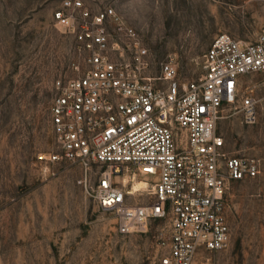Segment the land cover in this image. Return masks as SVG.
Here are the masks:
<instances>
[{
    "label": "built area",
    "instance_id": "built-area-1",
    "mask_svg": "<svg viewBox=\"0 0 264 264\" xmlns=\"http://www.w3.org/2000/svg\"><path fill=\"white\" fill-rule=\"evenodd\" d=\"M53 18L73 36L83 67L55 83L56 150L45 160L80 166V184L113 214L118 233L167 221L162 264H193L201 250L227 249L231 184L257 178L262 162L227 151L217 129L237 112L247 124L258 120L257 98L243 78L264 71V36L244 43L219 33L203 76L181 84L172 59L153 74L142 35L113 5L63 0ZM126 177L147 185L134 190Z\"/></svg>",
    "mask_w": 264,
    "mask_h": 264
},
{
    "label": "rangeland",
    "instance_id": "rangeland-1",
    "mask_svg": "<svg viewBox=\"0 0 264 264\" xmlns=\"http://www.w3.org/2000/svg\"><path fill=\"white\" fill-rule=\"evenodd\" d=\"M62 1L0 0V264H162L167 221L144 233H118L113 214L80 184L81 167L44 158L56 150L55 83L83 67L73 36L53 18ZM84 1L113 5L142 35L153 74L172 59L181 84L203 76L219 33L244 43L264 36V0ZM243 81L257 98L258 120L247 124L237 112L221 119L217 131L227 151L260 158L262 171L231 184V245L201 250L193 264H264V71ZM142 180L126 177L129 187Z\"/></svg>",
    "mask_w": 264,
    "mask_h": 264
},
{
    "label": "bare ground",
    "instance_id": "bare-ground-1",
    "mask_svg": "<svg viewBox=\"0 0 264 264\" xmlns=\"http://www.w3.org/2000/svg\"><path fill=\"white\" fill-rule=\"evenodd\" d=\"M147 185L146 181L145 180H142V181H138L135 183L134 185V188L135 190L141 188V187H145Z\"/></svg>",
    "mask_w": 264,
    "mask_h": 264
},
{
    "label": "crops",
    "instance_id": "crops-1",
    "mask_svg": "<svg viewBox=\"0 0 264 264\" xmlns=\"http://www.w3.org/2000/svg\"><path fill=\"white\" fill-rule=\"evenodd\" d=\"M243 80H244V78H243Z\"/></svg>",
    "mask_w": 264,
    "mask_h": 264
}]
</instances>
